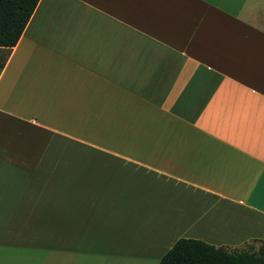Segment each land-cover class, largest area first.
Returning <instances> with one entry per match:
<instances>
[{"label": "crops", "instance_id": "obj_1", "mask_svg": "<svg viewBox=\"0 0 264 264\" xmlns=\"http://www.w3.org/2000/svg\"><path fill=\"white\" fill-rule=\"evenodd\" d=\"M180 238L264 242V0H38L0 68V264Z\"/></svg>", "mask_w": 264, "mask_h": 264}, {"label": "trees", "instance_id": "obj_2", "mask_svg": "<svg viewBox=\"0 0 264 264\" xmlns=\"http://www.w3.org/2000/svg\"><path fill=\"white\" fill-rule=\"evenodd\" d=\"M38 0H0V68L24 30ZM158 264H264V242L230 250L200 240L178 239Z\"/></svg>", "mask_w": 264, "mask_h": 264}, {"label": "rangeland", "instance_id": "obj_3", "mask_svg": "<svg viewBox=\"0 0 264 264\" xmlns=\"http://www.w3.org/2000/svg\"><path fill=\"white\" fill-rule=\"evenodd\" d=\"M257 247V246H256Z\"/></svg>", "mask_w": 264, "mask_h": 264}]
</instances>
